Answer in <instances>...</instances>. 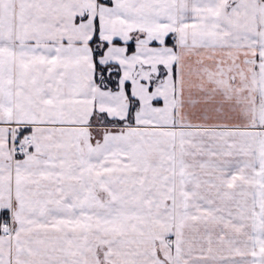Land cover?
Returning <instances> with one entry per match:
<instances>
[{
  "label": "snow or ice",
  "instance_id": "obj_1",
  "mask_svg": "<svg viewBox=\"0 0 264 264\" xmlns=\"http://www.w3.org/2000/svg\"><path fill=\"white\" fill-rule=\"evenodd\" d=\"M0 264H264V0H0Z\"/></svg>",
  "mask_w": 264,
  "mask_h": 264
}]
</instances>
